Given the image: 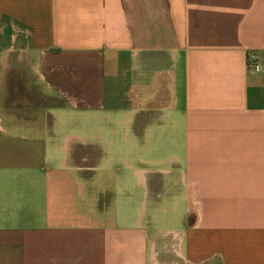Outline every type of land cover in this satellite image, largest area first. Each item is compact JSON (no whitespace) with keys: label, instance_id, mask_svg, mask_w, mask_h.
Returning <instances> with one entry per match:
<instances>
[{"label":"crops","instance_id":"0c3cea01","mask_svg":"<svg viewBox=\"0 0 264 264\" xmlns=\"http://www.w3.org/2000/svg\"><path fill=\"white\" fill-rule=\"evenodd\" d=\"M0 264H264V0H0Z\"/></svg>","mask_w":264,"mask_h":264},{"label":"built area","instance_id":"2783aa9c","mask_svg":"<svg viewBox=\"0 0 264 264\" xmlns=\"http://www.w3.org/2000/svg\"><path fill=\"white\" fill-rule=\"evenodd\" d=\"M254 68H255V71H258V67L257 66H255Z\"/></svg>","mask_w":264,"mask_h":264}]
</instances>
